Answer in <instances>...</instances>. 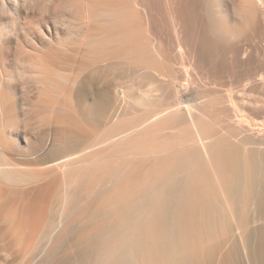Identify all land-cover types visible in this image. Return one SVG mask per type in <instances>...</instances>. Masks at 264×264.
<instances>
[{
    "label": "bare ground",
    "instance_id": "obj_1",
    "mask_svg": "<svg viewBox=\"0 0 264 264\" xmlns=\"http://www.w3.org/2000/svg\"><path fill=\"white\" fill-rule=\"evenodd\" d=\"M0 264H264V0H0Z\"/></svg>",
    "mask_w": 264,
    "mask_h": 264
}]
</instances>
